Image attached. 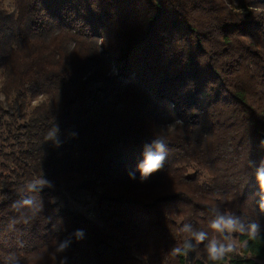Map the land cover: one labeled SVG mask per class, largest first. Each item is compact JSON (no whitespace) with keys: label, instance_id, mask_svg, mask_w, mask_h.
Masks as SVG:
<instances>
[{"label":"trees","instance_id":"trees-1","mask_svg":"<svg viewBox=\"0 0 264 264\" xmlns=\"http://www.w3.org/2000/svg\"><path fill=\"white\" fill-rule=\"evenodd\" d=\"M2 2L0 264H213L209 241L230 242L209 227L217 209L262 233H233L239 248L215 264L264 260V0ZM157 137L164 168L141 181ZM40 175L51 186L28 192ZM64 191L89 194L99 221ZM25 197L43 205L34 218L13 208Z\"/></svg>","mask_w":264,"mask_h":264},{"label":"clouds","instance_id":"clouds-1","mask_svg":"<svg viewBox=\"0 0 264 264\" xmlns=\"http://www.w3.org/2000/svg\"><path fill=\"white\" fill-rule=\"evenodd\" d=\"M58 129L53 128L52 131H49L46 135V140H51L54 138L56 131ZM168 155V147L167 143L162 138H155L151 141L150 144H145L142 151V158L138 161L136 168L139 172V178L141 181L148 180L154 173L162 170L165 165V161ZM129 177L135 178L136 173L129 171ZM255 177L259 186V200L257 201L259 208L264 211V160L260 162V164L255 169ZM46 186H51L50 182L43 177V175L32 178L27 181L26 188L28 192L35 193L39 192ZM13 208L17 211L22 209H28L32 213V218L38 215L42 209V203H37L31 197H25L21 200L14 202ZM216 211L215 217L210 221L209 227L216 233L220 234L224 241L230 240L232 233L240 232L247 233L253 239L261 236V225L259 223L253 222L248 224L245 227L244 223L238 216L229 215ZM29 220L26 218L25 223H28ZM182 232L190 233L191 237L197 242V244L203 243L206 239H208V233L205 231H193L191 225L184 224ZM75 236L77 239H83L84 231L77 230L75 232ZM71 244L70 239H64L62 241H58L57 246L55 248L54 255L56 253H64L66 252ZM232 244H225L220 239H212L207 244V254L208 260L212 261L213 264L222 260L226 253L233 250ZM194 246L189 242H184V247L181 249L180 247H175L172 249L173 254H187L189 251H193ZM68 257L64 256L63 259L59 260V264H66ZM8 264H20L17 258L9 259Z\"/></svg>","mask_w":264,"mask_h":264},{"label":"rangeland","instance_id":"rangeland-1","mask_svg":"<svg viewBox=\"0 0 264 264\" xmlns=\"http://www.w3.org/2000/svg\"><path fill=\"white\" fill-rule=\"evenodd\" d=\"M2 4L5 8L12 9L13 0H3ZM0 83H1V78H0ZM40 99L41 98L33 101L32 105L37 104V102ZM58 201L63 206H69L70 208L77 209V210L82 211V212H86L92 218L99 221L98 217L96 216L95 205L93 204L94 203L93 199L90 198V195L87 193L64 191L63 196L61 198H59ZM229 243L234 246L233 248H237V249L239 248V243L234 238L233 233L231 235V239H230ZM197 255L199 257L201 255L200 252H198ZM258 264H264V260L259 261Z\"/></svg>","mask_w":264,"mask_h":264}]
</instances>
